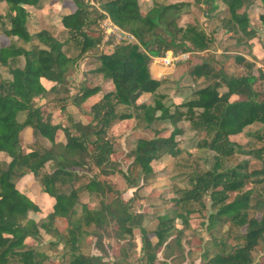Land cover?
<instances>
[{"label": "trees", "instance_id": "16d2710c", "mask_svg": "<svg viewBox=\"0 0 264 264\" xmlns=\"http://www.w3.org/2000/svg\"><path fill=\"white\" fill-rule=\"evenodd\" d=\"M0 5V264H45L42 231L63 246L68 264H106L102 256L80 250L84 235L98 236L97 229L106 226L130 249H137L134 230H140L139 264H157L160 253L165 260L183 259L184 242L191 246L196 235V213L211 244L223 248L211 256L205 251L203 264H254L255 253L264 250V73L256 72L264 40L254 26H264V0H0ZM71 5L73 11L66 12ZM38 12L58 16L54 31L31 32ZM106 17L138 43L102 45L99 21ZM220 29L224 39L234 41L236 54H216ZM167 52L188 54L187 73L196 86L171 105L160 93L167 81L150 67ZM20 58L23 66L17 65ZM84 59L92 69L76 84ZM92 76L102 84L92 86ZM146 95L151 102L142 101ZM70 107L79 109L86 123L69 115ZM64 116L68 125L57 121ZM166 121L173 129L159 127L153 138L136 140L122 173L118 154L123 152L112 129L132 122L150 130ZM181 121L195 133L194 149L213 153L209 168L180 148ZM28 129L35 137L30 145ZM164 156L190 171L183 174L185 187L168 199L167 212L154 216L156 227L148 231L143 214L132 211L133 200L109 198L113 186L103 176L121 172L129 188H136L133 175L140 172L148 180L156 174L154 162ZM165 174H171L169 168ZM28 176L33 186L20 189ZM224 226L227 238L219 241L215 234ZM97 245L105 251L101 236Z\"/></svg>", "mask_w": 264, "mask_h": 264}, {"label": "rangeland", "instance_id": "374dc122", "mask_svg": "<svg viewBox=\"0 0 264 264\" xmlns=\"http://www.w3.org/2000/svg\"><path fill=\"white\" fill-rule=\"evenodd\" d=\"M168 1L171 0H158V2L161 3H166ZM3 7V5H0V12L3 11ZM147 8L148 2L145 1L142 4V9L147 10ZM220 8L222 9L224 8V6L220 5ZM73 9L74 7L71 5L67 8L66 12L70 13L73 11ZM36 15L37 16H34L32 22H30L29 24V28L32 33L43 28L54 31L55 28L53 29L52 27H56V24L59 23L58 16H54L52 13L38 12ZM255 16L256 14L252 13V17ZM102 21L103 19L99 21V29L102 31L103 36V29L101 28ZM204 21V18L201 16L199 22L204 23ZM216 23L218 22H215L213 25L211 24V29H213ZM254 26L264 40V26L259 23H255ZM221 30L222 29L217 31L216 54L220 57L225 54H236V52L231 50V47L234 45V41L224 39V37H222L224 35H222ZM108 41H112L113 44H117L114 38L104 40L103 36L102 45H105V43H107ZM184 55H181L183 56L182 59H180L170 67H166L165 65H163L159 58L153 59L152 63L150 64V67H153L152 73L155 76L167 81V83H165V85L160 89V93L164 96V102L166 103V105H171L173 99L176 96L189 95L196 89V86L194 85V83H192L187 73L188 65L186 64V61L188 60V54ZM201 56H203V54H200L194 62H201ZM87 63V59H84L81 62L80 72L78 73L74 83L77 84V81L79 80V78H81L83 73H87L86 71L92 69V67H89ZM23 64L24 60L23 58H20L17 65L23 66ZM256 72L257 75L264 73V60L256 63ZM90 82L92 86L102 84L101 78L95 76H92L90 78ZM176 89H178L179 92H176ZM72 92H74V89H72ZM95 100L96 98L89 100L84 105V109L89 108ZM142 101L151 102L152 97L150 95H146L142 98ZM171 107V111H174V107ZM68 113L75 120H81L86 123V118L79 109L70 107L68 109ZM57 121H60L66 125L69 124L66 116L57 119ZM144 126V123H135L134 125V123L132 122H125L122 125H117L115 128L112 129L110 133L111 138H116V140H114V143H116L118 151L123 152L118 154L119 169L122 173H127L128 171V167L131 161L128 159L127 155L134 148V143L139 137L153 138L155 136L154 129L159 127H169L170 129H173L169 121L153 124L152 129L150 130H146ZM178 127L183 131V134L177 137V140L180 141V148L186 151H190L192 153V159H194L202 168H209L214 161L213 153L194 149L195 133L191 130L190 124L188 122L181 121L179 122ZM62 137L63 135L60 134V139ZM25 139L26 145H30L35 140V137L31 130L26 131ZM38 140L48 145V143L42 137L39 136ZM182 156H185V153H182ZM182 156H180L179 159H183L181 158ZM245 159L248 158L245 156H238L237 158L238 161H243ZM252 163L253 166H256V168H260L261 166V164H258L259 162H257L256 160H252ZM167 168H169V173H171L170 175L165 174ZM154 170L156 174L152 175L148 180H144L140 172L134 174L133 178L137 184L136 188H129L121 172L110 177L103 176L105 183H109L113 186L114 191L112 193H108L109 198L111 199L119 195V197L124 202L133 200L131 205L132 211L143 214V224L147 226L148 231H152L156 227L157 222L152 221L153 217L157 214H164L167 212L165 209H168L170 207V203H167L168 199L173 197L174 194L178 195L179 189L185 187L186 183L184 181L186 178L185 176H183V174L189 173L190 171L189 169H183L175 165L174 161L169 156H164L159 161H155ZM96 172L98 173V171L92 169L90 173L95 174ZM32 186L33 178L31 176H28L21 181L20 189L28 190ZM34 191H37L36 186L34 187ZM206 201L208 203V207L210 208V203L208 199H206ZM42 202L45 206L48 204V201L46 199H43ZM30 215L33 216V214ZM199 216V213H196L193 216V225L197 227V230L192 245L188 246L184 242V245L186 247L185 257L183 259L174 257L165 260L163 258V254L160 253L158 256L157 264H203L202 259L203 253L205 251H207V255L211 256L215 254L218 250H221L222 247H220L219 245L218 247H214L211 244V238L208 235L205 227H203L200 224V221L197 220ZM34 218L39 219L38 216L35 215ZM58 226H60L61 228L65 227L64 223L62 222L58 223ZM226 231V226L219 227L218 232L215 234V237L219 241L225 240L227 238ZM97 232L99 233L98 236L84 235L82 237L80 241V250L84 255L102 256L106 264H139V259L141 257V232L139 229L134 230L135 240L137 242V249H130L129 245H127V240L125 239L118 240L117 237L114 236V233L111 232V227L109 226H106L102 230L97 229ZM42 234L43 238L41 241V246L39 248L48 257V260H46L45 264H68L69 256L66 255L63 246L60 245L56 239L52 238L44 231H42ZM99 236L102 237V244L105 248L104 252H102L97 245ZM151 239L154 243L157 242V239L154 236H151ZM52 242L58 243L57 246H51ZM125 252H128L127 256L125 255ZM254 257V264H264V250L257 251Z\"/></svg>", "mask_w": 264, "mask_h": 264}, {"label": "built area", "instance_id": "2783aa9c", "mask_svg": "<svg viewBox=\"0 0 264 264\" xmlns=\"http://www.w3.org/2000/svg\"><path fill=\"white\" fill-rule=\"evenodd\" d=\"M101 28L103 29L104 40L114 38L117 44L138 43L137 38L132 33L115 25L109 17L103 19ZM182 57L183 56H175L172 52H167L164 57L159 59L163 65L170 67L182 59Z\"/></svg>", "mask_w": 264, "mask_h": 264}, {"label": "crops", "instance_id": "0c3cea01", "mask_svg": "<svg viewBox=\"0 0 264 264\" xmlns=\"http://www.w3.org/2000/svg\"><path fill=\"white\" fill-rule=\"evenodd\" d=\"M151 70H153V67L151 68ZM28 130H30V129H28ZM27 131V130H26ZM26 131H25V133H26ZM25 142H26V139H25Z\"/></svg>", "mask_w": 264, "mask_h": 264}]
</instances>
